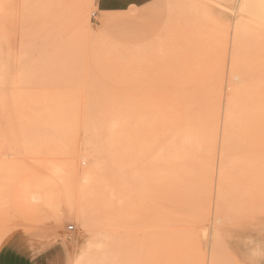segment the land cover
Segmentation results:
<instances>
[{
    "label": "rangeland",
    "instance_id": "obj_1",
    "mask_svg": "<svg viewBox=\"0 0 264 264\" xmlns=\"http://www.w3.org/2000/svg\"><path fill=\"white\" fill-rule=\"evenodd\" d=\"M9 240L38 264H264V0H0Z\"/></svg>",
    "mask_w": 264,
    "mask_h": 264
},
{
    "label": "crops",
    "instance_id": "obj_2",
    "mask_svg": "<svg viewBox=\"0 0 264 264\" xmlns=\"http://www.w3.org/2000/svg\"><path fill=\"white\" fill-rule=\"evenodd\" d=\"M39 261L12 240L0 244V264H38Z\"/></svg>",
    "mask_w": 264,
    "mask_h": 264
},
{
    "label": "bare ground",
    "instance_id": "obj_3",
    "mask_svg": "<svg viewBox=\"0 0 264 264\" xmlns=\"http://www.w3.org/2000/svg\"><path fill=\"white\" fill-rule=\"evenodd\" d=\"M250 0H243V3H244V6H246L247 4H248V2H249ZM244 12V11H243ZM80 15V14H79ZM234 90H236V89H234ZM233 93V92H232ZM242 94V93H241ZM233 95V94H232ZM229 97V96H228ZM232 97V96H231ZM230 98V97H229ZM233 98V97H232ZM215 111H216V109H215ZM217 112V111H216ZM228 114V113H227ZM231 114V112L229 111V114L228 115H230ZM237 115V114H236ZM207 119V118H206ZM214 120V119H213ZM212 120V121H213ZM172 126V125H171ZM141 128V127H140ZM234 129V128H233ZM132 131V130H131ZM178 135H179V133H178ZM138 136V135H137ZM229 137V136H228ZM230 137H231V135H230ZM185 140V139H184ZM189 140V139H188ZM235 142H237V141H235ZM234 142V143H235ZM255 261V260H254Z\"/></svg>",
    "mask_w": 264,
    "mask_h": 264
}]
</instances>
